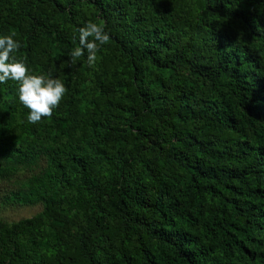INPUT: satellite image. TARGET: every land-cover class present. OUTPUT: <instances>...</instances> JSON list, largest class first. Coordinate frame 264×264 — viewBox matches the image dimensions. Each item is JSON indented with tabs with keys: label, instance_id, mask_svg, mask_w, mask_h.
I'll return each mask as SVG.
<instances>
[{
	"label": "trees",
	"instance_id": "obj_1",
	"mask_svg": "<svg viewBox=\"0 0 264 264\" xmlns=\"http://www.w3.org/2000/svg\"><path fill=\"white\" fill-rule=\"evenodd\" d=\"M89 21L110 40L73 65ZM4 35L66 93L32 124L0 83L6 198L42 204L0 264H264V0H0Z\"/></svg>",
	"mask_w": 264,
	"mask_h": 264
},
{
	"label": "clouds",
	"instance_id": "obj_2",
	"mask_svg": "<svg viewBox=\"0 0 264 264\" xmlns=\"http://www.w3.org/2000/svg\"><path fill=\"white\" fill-rule=\"evenodd\" d=\"M78 31L79 47L71 52V63L74 65L86 51L87 63L91 67L101 47L109 42L110 35L102 25L91 21ZM20 47L13 35L0 36V83L9 80L18 83L19 102L29 110V123L35 124L44 117L51 118L66 93V87L61 80L50 75L29 74L26 64L13 55Z\"/></svg>",
	"mask_w": 264,
	"mask_h": 264
},
{
	"label": "rangeland",
	"instance_id": "obj_3",
	"mask_svg": "<svg viewBox=\"0 0 264 264\" xmlns=\"http://www.w3.org/2000/svg\"><path fill=\"white\" fill-rule=\"evenodd\" d=\"M32 171L37 169L30 167ZM30 174V171L18 169L13 175L0 179V222L11 223L33 217L39 213L42 204L35 202L28 204L23 200L10 201L6 198L8 192L20 189L21 182Z\"/></svg>",
	"mask_w": 264,
	"mask_h": 264
}]
</instances>
